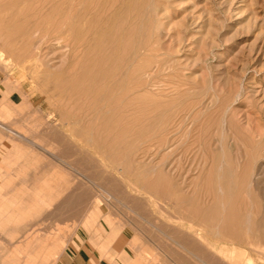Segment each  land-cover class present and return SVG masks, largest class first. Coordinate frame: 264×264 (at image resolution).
<instances>
[{"label":"rangeland","instance_id":"1","mask_svg":"<svg viewBox=\"0 0 264 264\" xmlns=\"http://www.w3.org/2000/svg\"><path fill=\"white\" fill-rule=\"evenodd\" d=\"M48 1L0 0V264L90 253L91 234L127 264H264V0H124L102 97L56 90L80 54L30 35Z\"/></svg>","mask_w":264,"mask_h":264},{"label":"bare ground","instance_id":"2","mask_svg":"<svg viewBox=\"0 0 264 264\" xmlns=\"http://www.w3.org/2000/svg\"><path fill=\"white\" fill-rule=\"evenodd\" d=\"M74 1H76L75 2L76 6H75V4H74V6L78 7L75 10H74V6L72 5L73 6V7H71L72 10L70 8L69 10H67L68 12H65L66 8H65V11L62 10L64 8L63 6H62L63 7L62 9L61 8L59 9L61 11H58L57 1L51 0V1H48V3L46 4L47 8L45 7L46 9H49L47 14H45V13L43 14V12L45 10L44 9L43 12H41V15H39V14L34 15L33 13L37 9V7L42 3V1L40 2V0H39L40 4L36 7L35 10L32 9L33 10L32 11V17H33V19H35V22L33 23L32 26H30V29L28 28V30H30V32H31L30 35L31 34L32 35L37 34L38 40H45V42H47L49 40L58 41V42L64 41L65 44H66V42H67V44L71 43L73 50L80 54L77 58H74L73 60H71L67 64V66L62 69V71L60 69L59 72H56L53 74V81L56 85L55 88H56V90H58L59 94L62 95V92L67 91V89H68V88H62L61 87L62 86L61 85V83H62L61 79L62 78H67V77L70 78V80H69L70 83L76 82L78 80H84V78H91V80L93 82H95V84H96L95 90H94L95 96L96 97H102L104 95V91L106 90V86L108 85L109 81H111V79H112V72H113L112 67L114 66L113 63L116 61V56H118L117 55L118 51H119L120 47L122 46V43H121L122 41H119V37L115 36V32L117 31V28L114 24V21L117 18L116 16H118L117 11L119 10V8L124 6L122 4H126V3H124V0H94L95 2L93 1L91 5L87 6V13L88 14L90 12H93V11L96 13L98 12V14L101 13L99 15H101L103 17V19H102L103 24L102 25H105L104 26L105 28L103 27L104 30L101 31L102 33L101 34L99 33L101 36L100 37L98 36L99 38H94L95 36L92 34L91 27L87 25L89 22L87 23L85 21L86 20L85 19L86 18V16H85L86 9L84 8V4H83L84 0H74ZM87 1H89V0H87ZM61 4H63V3H61ZM43 5H41V6L43 7ZM63 5L68 7L66 4H63ZM69 5H70V3H69ZM139 6H141V5H139ZM139 6H136V7L134 6L135 10L133 9V6H132V7L125 8L124 11H121L123 15H128V16L131 15V17H128V19H130L129 23H131V21H132L131 19H133L135 16L137 17L138 13L141 11L140 9L142 7L139 8ZM59 7H61V6H59ZM81 7H82V9H80ZM118 12H120V11H118ZM37 13H38V11H37ZM83 14L85 16V18H84L85 20L82 18ZM101 16H99V17L101 18ZM82 20L84 22H86V23H83V25H82ZM136 20H135V22H136ZM98 22H100V21H98ZM26 26H27V24H26ZM27 27H25V28H27ZM137 50H138V48H137ZM138 52L139 51H137V53ZM137 57H138V54H137ZM112 81L110 82V84L112 83ZM107 87H110V86H107ZM109 89H111V88H108L107 90H109ZM102 101L103 100H100V102H102ZM98 102H97V104H98ZM103 104H105V102ZM103 104H102V106L104 107ZM121 104H120V106H121ZM3 124L4 123L0 122V128L6 129V127H4ZM6 130L9 131L8 129H6ZM14 136L18 137L19 139L21 137H23L21 134H18V133L14 134ZM9 139L10 138L7 137V140H9ZM68 144H70V143H68ZM35 239H37V238H35ZM49 239L50 238H48V240ZM198 239H200V238H198ZM31 243H32V241H31ZM33 243H34V241H33ZM36 243L38 244V242H36ZM23 244L25 245V243H23ZM17 245H19V244H17ZM21 245H19V246L21 247ZM25 246H27V244ZM29 248L31 249L32 247H29ZM22 249H23V247H22ZM13 250L16 251L17 248L14 249V247H13L12 251ZM26 250H29V249H26ZM254 250H256V249H254ZM29 251H33V249L29 250ZM262 251L264 252L263 249H262ZM25 252H24V254H25ZM18 254H19V251H18ZM25 256H26V254H25ZM42 258H44V256ZM27 259H29L28 256H27ZM33 259H34V257H33ZM24 260H26V258ZM33 261H35V260H33ZM31 262L32 261H30V263ZM24 264H26V263H24ZM27 264H29V263H27ZM31 264H34V263H31Z\"/></svg>","mask_w":264,"mask_h":264},{"label":"crops","instance_id":"3","mask_svg":"<svg viewBox=\"0 0 264 264\" xmlns=\"http://www.w3.org/2000/svg\"><path fill=\"white\" fill-rule=\"evenodd\" d=\"M0 88H1V85H0ZM10 99H11V97H10ZM6 139H7V137H6ZM9 151H7V152H9ZM6 155H4L2 157L3 164L1 165L0 168H4L6 166L5 165ZM2 172L3 171L1 170V174H2ZM6 184L7 183H5V181L0 182V197H1L0 198V212H2L1 217L4 215V213H3L5 210L4 204H6L10 199L7 192H1V187L3 188L4 186H6ZM2 197H5L6 200L3 199ZM19 230H21V229H19ZM93 238L99 240L98 242H100V241H102V242H100V243L94 242ZM88 239L96 251L93 248L90 252L91 254L89 252H87L86 250H82V249H81V251L74 250L72 253L69 251L68 252L64 251V252L60 253L55 264H103L104 263L103 258L106 257L109 254V252H116L115 256L117 257V259L112 261L111 264H127L128 263V259L126 258L127 254L125 253V251L120 250V249L115 250L113 248V245L109 246L107 244V241H105L104 237H98V236L91 234V235H89ZM116 242H121L122 244H124V242H122L121 240H118V239L116 240ZM117 253H123V254L119 257V256H117ZM94 260H96V262H94Z\"/></svg>","mask_w":264,"mask_h":264}]
</instances>
